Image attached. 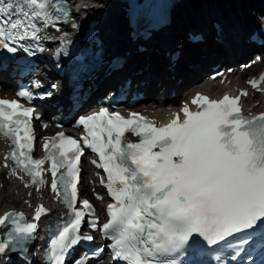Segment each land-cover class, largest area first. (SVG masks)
<instances>
[{
	"label": "snow or ice",
	"instance_id": "snow-or-ice-1",
	"mask_svg": "<svg viewBox=\"0 0 264 264\" xmlns=\"http://www.w3.org/2000/svg\"><path fill=\"white\" fill-rule=\"evenodd\" d=\"M71 21L67 0H0V49L13 54L19 49L29 55L44 52L41 41L56 37L44 36L42 30L52 27L59 32L61 22ZM71 27L78 29L79 25L71 22ZM250 40L264 47V32ZM25 41L32 43H22ZM60 52L67 54L63 47L57 55ZM249 83L260 87L255 80ZM17 95L33 98L27 90ZM247 95L242 91L240 96L225 95L217 101L197 94L192 103L201 110L193 112L185 105V119L181 122L177 114L163 127L136 112L125 118L101 108L79 118L77 124L86 133L80 139L63 132L51 140L45 138L50 169H44L45 159L31 155L35 110L16 100L0 99V134L13 146L5 157L14 161L11 174L18 175L17 169L25 172L30 177L25 187L36 185L39 191L49 183L43 173L50 170V189L68 209L66 218L50 229L47 264H65L75 246L95 239L81 232L86 215L91 217L88 226L97 230L94 206L87 199L79 200L80 208L76 206L84 147L98 154L99 162L92 163L107 173V181L101 183L116 202L108 206L109 221L99 225L101 233L113 241V259L126 264H177L174 257L178 253L188 257L185 264H211L204 259L212 256L210 246L223 242L230 259L236 260L256 232L264 243V114L259 123L241 115L240 97ZM47 96L51 92L39 98ZM35 118L40 117L37 114ZM129 132L139 141L127 139ZM157 148L159 151H154ZM61 169L65 172L57 178ZM18 178L23 181L22 176ZM48 212L39 205L32 221L23 212L0 216V258L9 253L26 254V245ZM238 233L246 234L229 240ZM100 252L102 247L92 255ZM87 259L82 257L75 264H87ZM213 259L225 264L220 254ZM246 259L253 257L249 254Z\"/></svg>",
	"mask_w": 264,
	"mask_h": 264
},
{
	"label": "bare ground",
	"instance_id": "bare-ground-1",
	"mask_svg": "<svg viewBox=\"0 0 264 264\" xmlns=\"http://www.w3.org/2000/svg\"><path fill=\"white\" fill-rule=\"evenodd\" d=\"M119 0H87V4L91 5L93 7H95V10H91L90 12H95V14H99L105 17L106 20V31L109 34V38L111 40H116V36L117 34H121L123 37L125 35V27L124 24L121 21L120 18V10H119V5H118ZM263 3V2H262ZM260 3V4H262ZM262 9H260L261 11ZM262 12V11H261ZM203 13H207V11H203ZM235 16L237 18L238 21L242 20V17L240 15H238L237 13H235ZM235 20V19H234ZM237 25V29H238V36H241L240 31L242 30V27L240 25V23H236ZM231 26V25H230ZM228 40L230 41V54L233 55L235 57V59L238 58V54L239 52L237 50H235L234 44L232 42V35H231V30L229 32L228 35ZM127 47V46H126ZM123 47H120V50ZM252 48H254V46H252ZM188 57V55H186ZM212 57H209L208 59H206L204 61V63H202L200 65L201 68L205 67V63H207V60L211 59ZM213 59V58H212ZM204 59H197L195 62L199 61V62H203ZM145 62L147 63V65H149V67L151 66H155L157 64V62L151 60H145ZM197 62V63H199ZM195 66V64H194ZM179 79H184V83L181 86H176V90H178V95L175 99L172 100V103H176L180 97H186L187 95H191L192 93H194L197 90H201V91H205V92H218V93H222L223 88H226L227 86H221L219 85L218 81L217 82H212V83H207V82H203L200 81L198 83L194 82H189V80L194 76L195 71H191L189 73H186L183 70H179ZM161 75V71L160 68H157V70H153L150 73V80L152 81V83H155V81L160 77ZM241 75H243V73H238L237 75L234 74L233 76H231L234 79L239 78ZM174 85L172 83V85L170 84V82L167 81V84L165 87L161 88V90L163 89H167L168 88H173ZM248 101V100H247ZM255 103V101L248 102V105L251 106ZM261 105V104H260ZM259 105V106H260ZM141 108H144V106H141ZM167 108H164V106H159L158 109L156 110H152V109H147L146 112L152 114V116L154 117H159L162 114H164L166 112ZM1 182H3V180H1ZM8 198L12 199L13 201H18L21 200L23 203V200L21 199V190H20V186L14 182L12 184H8Z\"/></svg>",
	"mask_w": 264,
	"mask_h": 264
},
{
	"label": "rangeland",
	"instance_id": "rangeland-1",
	"mask_svg": "<svg viewBox=\"0 0 264 264\" xmlns=\"http://www.w3.org/2000/svg\"><path fill=\"white\" fill-rule=\"evenodd\" d=\"M218 0H211V4H213L214 2L216 3ZM263 0H256V5H258V4H260L261 2H262ZM214 3V4H215ZM203 7V6H202ZM213 7H215L214 8V10H215V12H217V13H219L220 11H221V9H224V10H229L230 8H233V7H231V6H229L228 4H225V3H218V4H216L215 6H213ZM242 12H244L245 14H246V9L243 11L242 10ZM242 14V13H241ZM252 14H254V11H252ZM260 14V13H259ZM258 13H257V16H259V17H261L260 15H259ZM264 19V18H263ZM256 73V71L254 72V71H250V72H247V73H245L244 75H243V77L245 78L246 76H249V75H253V74H255ZM181 99H183V97H180L179 98V100H181ZM1 188V187H0ZM15 202L12 200V199H9L8 198V188H5V189H3V190H0V208H2L3 206H6V205H9V204H14Z\"/></svg>",
	"mask_w": 264,
	"mask_h": 264
},
{
	"label": "trees",
	"instance_id": "trees-1",
	"mask_svg": "<svg viewBox=\"0 0 264 264\" xmlns=\"http://www.w3.org/2000/svg\"><path fill=\"white\" fill-rule=\"evenodd\" d=\"M224 0H222L223 2ZM227 1V0H226ZM246 1H249V0H246ZM193 2H196V0H193ZM232 2L235 4V0H232ZM232 4V3H231Z\"/></svg>",
	"mask_w": 264,
	"mask_h": 264
}]
</instances>
